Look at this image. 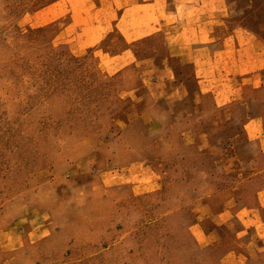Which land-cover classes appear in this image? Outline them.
Listing matches in <instances>:
<instances>
[{
	"label": "rangeland",
	"instance_id": "rangeland-1",
	"mask_svg": "<svg viewBox=\"0 0 264 264\" xmlns=\"http://www.w3.org/2000/svg\"><path fill=\"white\" fill-rule=\"evenodd\" d=\"M152 1L0 0V264H264V156L230 123L264 78L176 104L184 31L130 32Z\"/></svg>",
	"mask_w": 264,
	"mask_h": 264
},
{
	"label": "crops",
	"instance_id": "crops-1",
	"mask_svg": "<svg viewBox=\"0 0 264 264\" xmlns=\"http://www.w3.org/2000/svg\"><path fill=\"white\" fill-rule=\"evenodd\" d=\"M149 5L158 19L156 24L153 27L145 25L146 28L141 25L142 27H136L130 32L134 36L139 34L141 37L142 30L145 32L151 28L162 30L166 24L170 29H175L176 33L177 29L183 30L184 32L181 35L178 33L177 36L183 35L184 40L176 38L172 41L176 46L177 54L169 55L166 60L172 63L190 62L194 64V76L188 82L180 83L182 90L176 89L172 94L176 104L180 105L193 97V103L195 102L196 105L190 107L198 114L205 110L207 112L224 110L227 107L224 104L226 90L213 89V78L228 77L231 82L230 77L232 81L243 77L242 85L252 83V78H264V62L259 72L255 73L258 62L264 61V5H259L258 0H242V4L240 2L238 5L234 3L232 10L230 8L226 10L225 0H153ZM219 14L223 15L222 20H217ZM224 29H232V32L227 33ZM257 31L260 33L263 31L260 34L262 40L257 39ZM258 47L260 52L257 50ZM205 51L208 54L203 55ZM200 52H202L201 55L198 54ZM192 54L195 56L190 59L189 55ZM169 71L173 82H177L179 72L183 69H176L172 66ZM237 84L231 85L233 91L230 95L243 89L241 84ZM260 94L264 95V80L250 90L247 101L241 103L240 107L234 108V110H239L236 111L237 113L244 115L242 117L236 115L237 117L234 116L230 122L233 127L238 128L240 124L242 125V132L237 129L233 132L234 136L244 137L239 142H246L249 146L259 148L258 154L254 156L255 161L258 160V156H264V100L259 102L260 99L256 97ZM210 96L213 97L212 102L209 99ZM253 103L256 106L254 111ZM206 104H208L207 109ZM184 109L188 111L189 107ZM258 110L261 111L258 112ZM176 118L177 115L174 119ZM173 122L175 120L170 124ZM161 140L158 138L154 142ZM239 150L240 148L237 147L230 151L232 159L236 160L240 157L237 152Z\"/></svg>",
	"mask_w": 264,
	"mask_h": 264
}]
</instances>
